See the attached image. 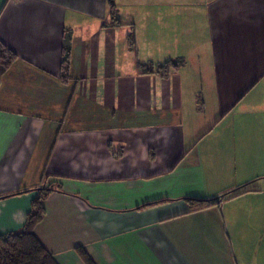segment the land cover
Returning <instances> with one entry per match:
<instances>
[{
    "label": "crops",
    "instance_id": "0c3cea01",
    "mask_svg": "<svg viewBox=\"0 0 264 264\" xmlns=\"http://www.w3.org/2000/svg\"><path fill=\"white\" fill-rule=\"evenodd\" d=\"M0 41V234L48 187L58 264H264V0H0Z\"/></svg>",
    "mask_w": 264,
    "mask_h": 264
},
{
    "label": "trees",
    "instance_id": "16d2710c",
    "mask_svg": "<svg viewBox=\"0 0 264 264\" xmlns=\"http://www.w3.org/2000/svg\"><path fill=\"white\" fill-rule=\"evenodd\" d=\"M110 16L111 22L109 25L123 24L112 2H110ZM129 42L132 46L133 40L130 36ZM69 55L70 47L68 39L65 37L60 62L61 79L63 81L68 78ZM16 58V54L0 41V76ZM179 64L180 61L178 60H168L163 64L157 65L154 71L165 77L169 75L171 69L176 68ZM36 190L38 194L31 203L22 229L17 232L0 234V264H58L51 253L41 245L33 232L35 225L41 220L44 213L42 202L48 192L53 189L40 187ZM247 190L248 188L241 186L210 199L186 198L187 211H196L219 205L220 199H229ZM81 257L86 264H92L90 258L83 251L81 252Z\"/></svg>",
    "mask_w": 264,
    "mask_h": 264
}]
</instances>
